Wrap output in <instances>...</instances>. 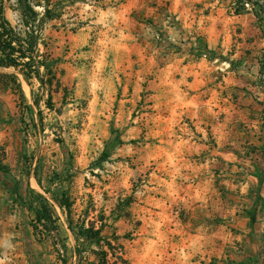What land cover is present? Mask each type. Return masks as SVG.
I'll return each mask as SVG.
<instances>
[{
  "label": "rangeland",
  "instance_id": "374dc122",
  "mask_svg": "<svg viewBox=\"0 0 264 264\" xmlns=\"http://www.w3.org/2000/svg\"><path fill=\"white\" fill-rule=\"evenodd\" d=\"M236 1L49 0L60 17L41 49L56 59L54 87L15 72L17 86L0 67V168L18 198L70 204L81 235L103 224L107 264H263L264 219L250 204L235 221L230 208V169L257 148L246 102L261 89L243 63L244 11L223 10L248 0ZM250 1L245 11L264 2ZM57 247L25 246L24 259L63 264Z\"/></svg>",
  "mask_w": 264,
  "mask_h": 264
},
{
  "label": "crops",
  "instance_id": "0c3cea01",
  "mask_svg": "<svg viewBox=\"0 0 264 264\" xmlns=\"http://www.w3.org/2000/svg\"><path fill=\"white\" fill-rule=\"evenodd\" d=\"M233 9L229 5L225 6L223 10L228 17H231L230 14L233 12ZM236 16L240 17L241 38L239 44L242 48L241 52L246 54L247 57L243 63H252L250 72L253 73L254 77L261 78L258 81L261 89L258 91L259 95L246 102L245 109H257L259 112L258 118L244 131L248 143L257 145V148H252L254 151L247 153L248 159L240 158V163L245 167H232L230 169V208L233 212L232 219L236 221L243 218L241 215L247 213L251 204L255 207L256 216L263 221L264 14L258 8H254L253 11H244ZM251 127L256 128L253 129ZM254 161L258 162L257 168H255L256 164L255 166H251ZM1 171L0 168V264H27L24 257H29L30 254L28 251L23 250L25 246H33L36 249L38 248L40 252L42 251V246L45 251L50 250L53 246H58L57 248L62 251V257L64 258L63 264H84V257L89 264H99L98 256L93 251L97 249V246L91 244L89 248L84 250V235L72 229V223L67 212L54 200H50V203L53 215L56 218V229L47 234L42 241H36L30 225L31 220L35 217V207L25 204L18 198V195L22 197L23 188H19L17 184H13L10 187L8 182L3 180ZM28 186L34 192L40 189V185L35 178H33V181L28 180ZM250 189L257 190V196L251 202L250 200L253 198H251V191H248ZM102 232L103 224L101 235ZM106 239L108 240V238ZM80 241H83V243ZM84 251L87 257L84 256ZM37 255L39 254L34 251L31 257L32 260H35Z\"/></svg>",
  "mask_w": 264,
  "mask_h": 264
},
{
  "label": "trees",
  "instance_id": "16d2710c",
  "mask_svg": "<svg viewBox=\"0 0 264 264\" xmlns=\"http://www.w3.org/2000/svg\"><path fill=\"white\" fill-rule=\"evenodd\" d=\"M10 1L0 0V67L14 70L11 76L17 86L20 85L15 72L19 73L29 85L36 81L41 88L51 89L56 83V59L46 49H41L46 47L42 31L47 21L59 18L60 15L49 8V0H12V4L8 6ZM236 2L240 3L241 0ZM254 5H257L258 10L264 14V2L254 3ZM7 7L16 12V24H12L7 18L5 13ZM38 7H41V10H38ZM245 10L244 6L234 8L235 13ZM49 99L50 95L48 101ZM55 201L67 210L70 208L68 203ZM30 225L34 235L40 239L56 229V218L49 200L41 199L39 206L35 207V217ZM81 229L84 231V237L97 246V249L93 251L98 256L99 262L109 263L108 256L113 254L106 250V247L111 249V246L101 235L102 224L95 227L89 223L87 227Z\"/></svg>",
  "mask_w": 264,
  "mask_h": 264
},
{
  "label": "built area",
  "instance_id": "2783aa9c",
  "mask_svg": "<svg viewBox=\"0 0 264 264\" xmlns=\"http://www.w3.org/2000/svg\"><path fill=\"white\" fill-rule=\"evenodd\" d=\"M260 3H263V2H260ZM252 5L253 3L251 1H245L243 2V6L245 7V9L249 6V5ZM40 228V227H39Z\"/></svg>",
  "mask_w": 264,
  "mask_h": 264
}]
</instances>
